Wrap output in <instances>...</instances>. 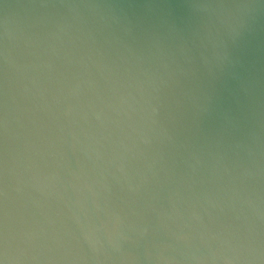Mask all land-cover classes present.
Returning a JSON list of instances; mask_svg holds the SVG:
<instances>
[{"label": "water", "instance_id": "obj_1", "mask_svg": "<svg viewBox=\"0 0 264 264\" xmlns=\"http://www.w3.org/2000/svg\"><path fill=\"white\" fill-rule=\"evenodd\" d=\"M0 264H264V0H0Z\"/></svg>", "mask_w": 264, "mask_h": 264}]
</instances>
